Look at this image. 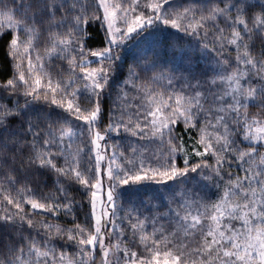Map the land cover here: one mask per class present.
Here are the masks:
<instances>
[{
	"label": "snow or ice",
	"instance_id": "6c2138e0",
	"mask_svg": "<svg viewBox=\"0 0 264 264\" xmlns=\"http://www.w3.org/2000/svg\"><path fill=\"white\" fill-rule=\"evenodd\" d=\"M157 22L197 37L215 65L178 76L155 71L159 53L143 56L116 90L119 115L101 129L121 45ZM100 30L105 46L94 50ZM4 36L13 71L0 82V264H264V0H0ZM180 125L196 134L190 147ZM121 130L157 150L108 144ZM205 169L215 198L174 190L167 229L118 202L121 186L184 185L192 173L210 179ZM49 174L54 191L38 194L28 178Z\"/></svg>",
	"mask_w": 264,
	"mask_h": 264
},
{
	"label": "trees",
	"instance_id": "16d2710c",
	"mask_svg": "<svg viewBox=\"0 0 264 264\" xmlns=\"http://www.w3.org/2000/svg\"><path fill=\"white\" fill-rule=\"evenodd\" d=\"M177 2H180V0H177ZM93 27H96V25H93ZM103 36V30H100L98 35L92 34L93 43L89 44V47L94 50L103 48L105 46L102 43ZM8 38V36H4L3 39L0 40V82L6 81L12 75L13 71L12 63L8 58L4 47V44L7 42ZM181 52L186 53L187 57L183 59V63H181L178 59L177 62L173 64L171 62L172 55L175 53L179 56ZM154 53H159L157 67L155 69L157 72L175 67L179 69V71L176 73L178 76H187L188 72L184 71V69L190 68L194 74L199 75L203 69H208L215 65V53H212L211 51H205L203 49L202 42L197 37L185 35L183 32H179L176 29L164 26L161 23H156L152 27L147 28L138 36L134 35L133 38L129 40V43L126 47H120L122 59L118 62L119 67L116 70L115 79L110 81L112 85L111 89L109 90L110 95L105 96L104 98L103 115L100 125L101 129H103V127L108 124L111 116H115L117 113H119L117 111H112L114 107L113 101L117 99L116 90L118 86L121 85L124 79L127 78L129 66H133L137 62L142 65L144 63L142 60L143 56H147L149 60L156 59ZM57 63L61 68H67V65L64 62L58 61ZM92 66L96 67L97 65L93 63ZM53 71H59V69L53 66ZM136 71L140 72L141 69L136 68ZM152 74V71L147 72L145 78L151 77ZM21 102L23 101L21 100ZM37 107L47 108L48 106L41 101L38 102ZM52 108L54 115L56 112L61 111L60 109H56L55 106H52ZM249 111L250 113L254 114L256 113L257 109L250 107ZM177 132L183 135L186 144L190 147L193 142L191 137L196 135L195 132H192L190 136L189 133L183 132L182 125L177 127ZM120 135L124 136L127 142L133 140V138L127 136V133H124L123 130H121ZM183 159L184 155L182 153L177 156L178 166H183ZM198 159L199 158L193 157L190 162L194 163ZM206 159H208L210 163L212 162L211 157H206ZM233 167H235V165H233ZM204 174L210 176L211 178L205 180L202 176L192 173L190 176L195 177V179H187L184 185H177L174 181H170V183L166 184L168 186L166 188L165 194H161V192L154 194L152 191L158 189V186H156L155 183L148 181L139 183L137 185L131 184L129 186H123L121 187L120 201L123 202V204L126 202L129 204V202L126 201L127 197L132 198L138 196V203L134 206L140 213H142V216L157 217L158 225L162 224L167 229L170 224L169 216L171 215L169 213V209L176 208L177 206L176 203L171 202V197L174 190L176 192H180L187 188L190 191L199 193L200 196L210 199L215 198L214 194L216 193V188L214 185L217 183V178L211 174L209 169H205ZM24 182L25 181L21 178V183ZM28 182L34 190H38V194H47L49 192H53L55 188L54 177L50 174L46 177H29ZM164 186H162V188ZM16 187H20V184H17ZM78 187V185L73 186L70 191L72 196L80 202V204L77 206L78 220L80 222H84L85 215L89 210V206L87 197L76 190ZM140 188L143 189L144 192L138 190ZM145 192H152L153 196H145ZM177 199H179L178 196ZM166 213H169V216H166ZM60 221L62 223H69L70 225L69 218L61 216ZM149 231H151V225H149Z\"/></svg>",
	"mask_w": 264,
	"mask_h": 264
},
{
	"label": "rangeland",
	"instance_id": "374dc122",
	"mask_svg": "<svg viewBox=\"0 0 264 264\" xmlns=\"http://www.w3.org/2000/svg\"><path fill=\"white\" fill-rule=\"evenodd\" d=\"M157 23H159V22H157ZM129 40H127L123 45H121V48L126 47L128 45V43H129ZM90 59L95 61L94 57H91ZM118 115H119V113H117L115 116H118ZM127 136H129V135L127 134ZM132 138H133L132 141H128L127 142V140H125L124 136H121L120 134L117 135L116 133H111V134H109V137L107 138V143L108 144H118L119 145V150L120 151H124L126 154L129 152V145L130 144H134L137 147H139L142 151H144V153L146 155H151L153 152H155L157 150V145L156 144H153V143H151L149 141H146V140L145 141H138L135 137H132ZM104 143H105V141H101L102 145ZM147 181L155 183V185L158 186V189L152 191L154 194L157 193V192H161V194H165L166 188L168 186L166 184L170 183V180H166V178L157 177L155 180L141 181V182L136 183V185L139 184V183H142V182H147ZM157 181H159V182H157ZM162 181H163V183H162ZM130 185H131V183H130ZM133 185H135V184H133ZM164 185H166V186H164ZM162 186H164V187L162 188ZM121 187H123V186H121ZM169 187H170V184H169ZM138 190H141V191L144 192V190L141 189V188L138 189ZM152 192H145V196H153ZM120 194H121V190H120ZM120 197H119V201L118 202L120 203L122 208H125V210L128 209L129 207H134L135 208L134 205L137 204L138 200H139L138 196H135V197H132V198L127 197L126 201H128V202L131 201L132 202L131 205H129L127 202L125 204H123V202L120 201L121 200ZM120 214L123 215V212H121Z\"/></svg>",
	"mask_w": 264,
	"mask_h": 264
}]
</instances>
